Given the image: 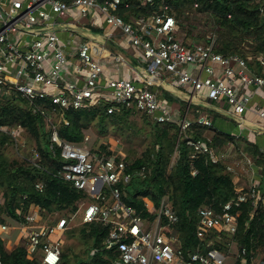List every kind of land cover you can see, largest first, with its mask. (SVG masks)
Instances as JSON below:
<instances>
[{
    "label": "built area",
    "instance_id": "2783aa9c",
    "mask_svg": "<svg viewBox=\"0 0 264 264\" xmlns=\"http://www.w3.org/2000/svg\"><path fill=\"white\" fill-rule=\"evenodd\" d=\"M122 1L0 0V96L24 95L31 109L54 128L52 140L61 147V156L65 159L59 173L94 198L84 208L83 221L100 218L105 223H113L106 245H118L121 259L118 264H226V255L216 247L206 251L196 248L186 255L180 241L165 232L163 217L171 223L178 221V214L167 196L161 199L157 208L146 199L148 211L156 213L151 222L122 203L117 183H129L135 174L144 175L145 167L135 173L127 172L121 151L107 156L58 137L54 121L58 107H91L104 98L113 102L108 113L123 106L136 107L156 121L179 123L181 131L191 125L187 111L192 102H214L234 118L239 127L248 128L254 135L264 134V75L251 72L247 61L239 55L224 56L217 52L214 39L209 44L183 43L176 18L168 6L161 12L138 15L127 21L117 13ZM141 1L143 4L152 2ZM72 9L78 10L79 17L93 16L92 11L96 9L109 25L106 37H111L112 28H119L128 37L140 63V68H133L138 78L122 77L103 83L100 80L102 66L91 53L95 40L90 38L80 44L79 63L75 65V70L83 73V83L65 79L68 57L58 27L60 19L70 16ZM71 32L74 33L75 28ZM117 58L124 61L123 55ZM259 59L264 64L262 57ZM164 90L177 100L185 93L187 97L183 98L188 100L185 113L175 115L173 102L163 95ZM199 120L205 125H213L207 112ZM251 124L255 127L250 128ZM0 129L12 136L15 148L23 145L22 125H3ZM209 140L190 139L188 144L196 153L208 154L213 162L225 163L227 170L234 174L236 184L235 196L220 210L211 205L200 208L196 234L201 240L213 229L235 233L244 203H251V216L264 210V149L255 157L244 152L231 153L227 149L216 152ZM111 143L116 149L118 141ZM30 159L33 163L38 162L36 150L32 151ZM196 172L193 169V173ZM243 174L249 177L247 183H241L240 175ZM106 186L110 188L109 192ZM43 187V182L36 183L38 190ZM120 211L125 214L122 220L115 218ZM70 219L72 217L61 216L55 223L30 228L29 224L42 220L40 208L38 212L27 214L21 227L27 238V256L38 255L39 264H60L61 238ZM11 229V225L0 217V238L9 242ZM128 234L133 238L128 240ZM0 264H5L1 254ZM257 264H264V256Z\"/></svg>",
    "mask_w": 264,
    "mask_h": 264
},
{
    "label": "trees",
    "instance_id": "16d2710c",
    "mask_svg": "<svg viewBox=\"0 0 264 264\" xmlns=\"http://www.w3.org/2000/svg\"><path fill=\"white\" fill-rule=\"evenodd\" d=\"M65 1L71 3L73 0ZM164 6L175 16L183 43L209 44L214 39L217 52L224 56L239 55L247 61L251 72L264 75V64L259 59L262 57L264 61V0H152L145 4L141 0H123L117 13L130 21L138 15L161 12ZM163 95L174 105L179 102L182 114L186 112V98L177 100L167 90ZM112 103L104 98L91 107H58L54 116L58 137L107 156L121 151L127 172L135 173L145 167L144 175L135 174L129 183H117L121 201L151 222L156 213L148 211L146 199L157 208L167 196L178 214V221L171 223L163 217L162 224L168 235L180 241L186 255L196 248L206 251L216 247L226 259L227 256L232 258L229 264H255L263 257L264 210L251 216L250 202L241 205L235 233L213 229L204 240L198 238L196 227L200 208L211 205L220 210L235 196L236 182L225 163L213 162L208 154L196 153L188 140L209 138L216 152L233 144L236 152L252 157L262 153L259 144L247 139L246 135L238 137L200 122L206 112L212 122L219 116L233 119L214 102H192L187 111L191 125L185 131H181L177 122L156 121L136 107L123 106L108 113ZM19 124L24 129V142L17 148L12 136L0 129V217L17 227L36 206L40 208L42 224L55 223L61 216L72 217L61 238L60 264H118L121 261L118 245H106L112 222L105 223L100 218L85 222L81 217L79 222L71 223L94 198L59 173L65 159L61 156V147L52 140L54 128L31 109L24 95H1L0 127ZM138 137L142 138L136 142ZM112 140L118 141L116 149L112 148ZM11 147L14 152L10 151ZM34 150L39 154L37 163L30 159ZM193 169L197 171L195 174ZM38 182L44 183L41 191L36 188ZM106 190L109 192L110 188L106 186ZM115 218L124 219V212L120 211ZM126 238L133 237L128 234ZM26 241L24 238L8 248L6 241L0 238L2 261L5 264H39L38 255L27 256ZM210 241L212 244L208 245ZM75 242L81 245L80 251L75 250Z\"/></svg>",
    "mask_w": 264,
    "mask_h": 264
},
{
    "label": "crops",
    "instance_id": "0c3cea01",
    "mask_svg": "<svg viewBox=\"0 0 264 264\" xmlns=\"http://www.w3.org/2000/svg\"><path fill=\"white\" fill-rule=\"evenodd\" d=\"M92 12L94 13L93 16H90V14L87 17H79L78 10L72 9L70 11V16L60 19L58 33L68 57V62L64 67L65 79L78 84L83 83V73L75 70V65L79 63L78 48L80 44L90 38L95 40L91 46V53L93 58L99 61L102 66L100 80L103 83L111 79L122 77L138 78L133 68H140V63L137 60L135 50L131 46L128 37L122 34L119 28H112L110 31L111 37H106L105 33L107 32L109 25L105 22L103 15L98 13L96 9H94ZM72 28H75L74 33L71 32ZM96 30L100 32H97ZM118 55H123L124 61L118 60ZM192 69L194 70V68ZM183 97L187 96L184 94L182 98ZM172 107L176 111V116L182 115L180 107H176L174 104H172ZM233 119L219 116L213 120V126L221 131L236 135L238 137L246 135L247 139L259 144L261 150H263L264 134L254 135L250 132V130H248V128L239 127L235 122L236 120L234 119V121ZM252 127L254 128L255 124H251L250 128ZM227 150L232 151L231 153L236 152L233 144H230ZM32 211L38 212V207H34ZM41 224L42 220L36 224H29V227L32 228ZM11 227V239L9 242H6V246L8 248L20 243L25 238L24 233L21 230L22 223H18L17 227L12 225ZM258 262L259 261H257L255 264ZM152 264L163 263L153 262Z\"/></svg>",
    "mask_w": 264,
    "mask_h": 264
},
{
    "label": "rangeland",
    "instance_id": "374dc122",
    "mask_svg": "<svg viewBox=\"0 0 264 264\" xmlns=\"http://www.w3.org/2000/svg\"><path fill=\"white\" fill-rule=\"evenodd\" d=\"M175 106H176V107H180L179 102L176 103ZM137 120H138L139 123H141V119H140V117H138ZM217 124L220 125L219 123H217ZM141 138H142V137H141ZM141 138L138 137L137 140H136V142H137L139 139H141ZM112 141H114V140H112ZM10 151L14 152L15 149H14L13 147H11V148H10ZM240 178H241V183H247L249 177H248L246 174H243V175H240ZM0 199H1V196H0ZM81 217H82V213H81V211H80L78 214H76V216L73 218V220L71 221V223H77V222H79V221L81 220ZM72 241H73V240H71V242H72ZM74 245H75V250H79V251H80L81 245H79V243H76V242L74 243ZM261 258H262V257H261ZM261 258H260V259H261ZM231 260H232V258H230L229 256H227L226 263L229 264V263L231 262ZM258 261H259V260H258ZM256 262H257V260H256Z\"/></svg>",
    "mask_w": 264,
    "mask_h": 264
}]
</instances>
